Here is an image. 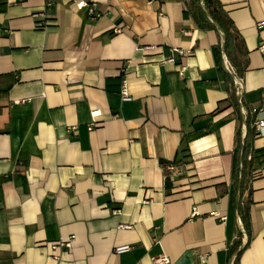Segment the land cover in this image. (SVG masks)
I'll use <instances>...</instances> for the list:
<instances>
[{
  "label": "crops",
  "instance_id": "crops-1",
  "mask_svg": "<svg viewBox=\"0 0 264 264\" xmlns=\"http://www.w3.org/2000/svg\"><path fill=\"white\" fill-rule=\"evenodd\" d=\"M85 1L99 17L0 0V264H230L240 234L238 264H264V178L249 182L264 128L236 191L249 237L232 206L234 152L264 120V0H218L245 51L238 82L186 0ZM160 161L182 168L169 188Z\"/></svg>",
  "mask_w": 264,
  "mask_h": 264
},
{
  "label": "trees",
  "instance_id": "trees-1",
  "mask_svg": "<svg viewBox=\"0 0 264 264\" xmlns=\"http://www.w3.org/2000/svg\"><path fill=\"white\" fill-rule=\"evenodd\" d=\"M186 14L192 19L195 26L202 31H216L222 35V48L224 55L230 64L233 72L237 77L241 78L246 69V62L242 60L245 55V51L242 48V43L238 40V34L235 30L234 24L230 20L228 14L223 10V7L218 0H186ZM222 48L219 44L214 48V55L216 61L221 64ZM247 132L243 141V145H240V141L237 144V148L234 152L232 179L234 181L232 192V206L237 212L243 228L250 236L249 230V214L248 204L249 201L241 206L239 201H236V191L240 192L244 188V183L247 179V170L252 167L255 162L253 158L250 162L247 161V156L250 152V145L255 137V131L250 126L251 122L248 120ZM175 162L160 161L163 167V175L165 179V186L169 188V171L166 166L173 165ZM240 164L242 168L240 169ZM240 195V194H239ZM249 240L245 246H242L241 234L238 241H236L229 249L228 256L230 262L233 260V264H238L242 251L248 246Z\"/></svg>",
  "mask_w": 264,
  "mask_h": 264
},
{
  "label": "built area",
  "instance_id": "built-area-1",
  "mask_svg": "<svg viewBox=\"0 0 264 264\" xmlns=\"http://www.w3.org/2000/svg\"><path fill=\"white\" fill-rule=\"evenodd\" d=\"M52 0H46V2L50 3ZM73 3L76 7V9H86L88 11V14L94 18L99 17V15L96 12V8L95 5L93 3H87L85 0H73ZM264 24V23H263ZM178 54L180 56H183V53L181 51H178ZM168 63H175V61L173 59H170L168 61ZM227 70L232 73V68L230 66L226 65ZM120 95L121 97L125 100L128 98V89L126 86V82L122 81L121 84V89H120ZM101 112L98 110H94L91 112L90 117L92 119L91 123L88 125V130L91 131L96 123H97V118L100 117ZM241 115L243 117H245V112L241 109ZM264 128V120H257L253 123V129L255 131V136H258L261 132V129ZM73 130H75V128H72ZM243 141L241 140L240 145H243ZM253 159L252 154H250L247 158V161L250 162ZM242 168V165L240 164V169ZM167 170L169 171V173H171V175H181L182 173V168L179 166H168ZM259 178H264V165L253 170L252 173L250 174V178H249V182L259 179ZM222 221H225V218L220 219ZM50 248L51 250H60V249H67L69 250L71 248V241L70 240H66V241H61L58 243H54V244H50ZM130 250L129 246H121V247H116L114 249V252L116 254H121L124 252H127ZM170 261L168 258H166L165 256L159 257V258H155L154 259V264H169ZM230 264H233V260L230 262Z\"/></svg>",
  "mask_w": 264,
  "mask_h": 264
},
{
  "label": "water",
  "instance_id": "water-1",
  "mask_svg": "<svg viewBox=\"0 0 264 264\" xmlns=\"http://www.w3.org/2000/svg\"><path fill=\"white\" fill-rule=\"evenodd\" d=\"M222 52H223V48H222ZM224 53V52H223ZM226 66V65H225ZM227 69V68H226ZM228 71V70H227ZM228 73L230 74V76H232V78L233 79H235L237 82H238V80L235 78V76H233L229 71H228Z\"/></svg>",
  "mask_w": 264,
  "mask_h": 264
}]
</instances>
